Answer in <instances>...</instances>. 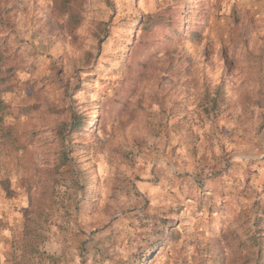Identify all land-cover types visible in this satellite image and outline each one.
<instances>
[{
    "label": "rangeland",
    "instance_id": "374dc122",
    "mask_svg": "<svg viewBox=\"0 0 264 264\" xmlns=\"http://www.w3.org/2000/svg\"><path fill=\"white\" fill-rule=\"evenodd\" d=\"M74 8L0 0V264L253 262L264 0Z\"/></svg>",
    "mask_w": 264,
    "mask_h": 264
},
{
    "label": "trees",
    "instance_id": "16d2710c",
    "mask_svg": "<svg viewBox=\"0 0 264 264\" xmlns=\"http://www.w3.org/2000/svg\"><path fill=\"white\" fill-rule=\"evenodd\" d=\"M74 1L75 0H53V6L55 9L59 10L60 12L68 13L67 23L70 26L71 30L74 29L80 23V18H81L80 12L74 8ZM0 124L2 125V121H0ZM76 128L82 129V122L79 123V125H77ZM11 129L12 127L4 129L2 131V136L8 141H11L12 138ZM167 224L168 221H165L162 226H166ZM164 236H166V231L164 232ZM262 240H263V235L261 234L257 236L256 239L253 240V243L258 246L256 257L252 259L253 262L248 259L241 262H237L236 264H264V245L262 243ZM221 260L222 262H224L223 258Z\"/></svg>",
    "mask_w": 264,
    "mask_h": 264
},
{
    "label": "crops",
    "instance_id": "0c3cea01",
    "mask_svg": "<svg viewBox=\"0 0 264 264\" xmlns=\"http://www.w3.org/2000/svg\"><path fill=\"white\" fill-rule=\"evenodd\" d=\"M1 255V254H0Z\"/></svg>",
    "mask_w": 264,
    "mask_h": 264
}]
</instances>
